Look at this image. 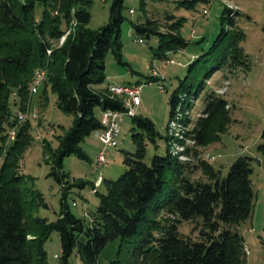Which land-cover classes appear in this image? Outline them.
<instances>
[{
    "label": "trees",
    "instance_id": "trees-1",
    "mask_svg": "<svg viewBox=\"0 0 264 264\" xmlns=\"http://www.w3.org/2000/svg\"><path fill=\"white\" fill-rule=\"evenodd\" d=\"M36 1L43 6L38 18ZM196 1H190V6ZM89 2L0 0V264H49L44 245L52 230H57L60 237V264H69L74 254L80 264H97L98 255L115 240L120 248L117 254L126 248L131 264H246L245 241L237 227L251 215L254 205L250 178L254 157L237 156L226 174L204 157L203 148L219 141L233 121L232 106L222 94L208 90L197 117L192 120L190 114L205 81L227 63V56L230 67L242 62L244 53L239 42L244 34L235 29L238 12L227 5L222 19L229 28L221 29L208 53L233 32L231 42L222 49L220 62L217 60L206 71L195 92L186 80L172 92L164 154L145 160L147 141L156 144L161 136L149 117L136 114L132 117L136 127L131 133L136 148L125 153L124 172L114 179L103 178L100 186L104 191L95 190L98 203L90 213L93 219L77 217L69 210L67 191L84 187L88 181L70 180L62 170L64 157L75 154L86 158L80 142L100 127L101 110L121 109L119 102L106 93V86L100 85L105 79L106 53L111 50L120 60L123 0H109L108 21L97 29L88 27ZM140 5L145 6V0H140ZM71 20L75 22L73 30L58 45ZM182 23L176 19L161 31L154 19L146 17L133 27L135 34L147 38L156 35L155 55L166 58L168 52L187 44L180 33ZM39 68L47 70L43 95L51 90L56 94L55 105L73 115L57 147L46 146L50 173L62 186L54 221L32 214L34 208L47 207V203L40 192L29 190L20 171L23 150L33 140L30 120L23 121L14 139L7 143L16 112L30 100L29 86ZM174 121L176 128L171 126ZM257 149L264 150V144ZM196 168L202 177H191ZM182 221L194 222L198 234L180 232L178 224ZM108 264H120V260L115 258Z\"/></svg>",
    "mask_w": 264,
    "mask_h": 264
},
{
    "label": "rangeland",
    "instance_id": "rangeland-1",
    "mask_svg": "<svg viewBox=\"0 0 264 264\" xmlns=\"http://www.w3.org/2000/svg\"><path fill=\"white\" fill-rule=\"evenodd\" d=\"M190 1L192 0H145V6L142 7L140 0H123L120 60L111 50L106 53L105 79L101 86L111 82L142 84L137 116L149 117L161 136L156 138V144L147 141L145 160L149 161L154 154H164V137L167 134L166 126L170 114L169 98L172 92L181 80L191 84V90L195 92L206 71L217 60L220 62L222 49L230 44L233 32L228 33L210 53L208 51L221 29L229 28L222 19L223 8L227 5L238 12L235 29L244 34L239 42L244 53L242 62L230 67V56H227V63L222 64L205 81L204 88L193 101L190 114L192 120L197 117L208 90L222 94L232 106L233 121L221 133L219 141L203 148V155L222 174L227 173L237 156L246 154L254 157L250 175L255 193L254 205L251 215L240 223L237 231L243 236L249 249L246 264H264V150L257 149L259 144H264V0H197L193 6H190ZM109 4V0H90L89 28L97 29L108 21ZM131 8L134 9L132 13L129 11ZM35 10L38 18L43 10L38 1L35 2ZM146 17L154 19L161 31L168 29V23L181 20L183 23L180 33L187 44L174 52H168L166 58L156 56L157 36L151 35L147 38L134 32L133 23L143 22ZM70 25L71 21L66 29ZM64 27L65 23L62 22V28ZM139 38L144 41L140 42ZM52 44L55 45L56 42L52 41ZM197 57L200 59L196 60ZM170 59L173 61H169ZM194 61V66L188 70ZM153 69L159 71L157 79L152 76ZM42 85L32 96L29 94L30 100L22 109L27 111L30 105V110H36L37 115L30 120L33 140L23 150L20 171L25 176L29 190L40 192L47 203V207L34 208L32 214L54 221L60 209L62 186L50 173L51 164L47 159L46 146L52 149L57 147L58 138L71 126L73 115L63 112L55 105L56 94L51 90L44 96ZM13 109L16 110L17 107L13 106ZM132 127H136L134 118L125 116L118 143L109 148L108 163L105 166L96 167V155L101 142L94 132L80 142L86 158L75 154L64 157L62 170L68 173L69 179L82 178L88 181L84 187H72L66 193L69 210L77 217L93 219L90 213L95 210L98 196L91 191V183L99 172L107 179L117 178L124 172L125 153L133 152L136 148L131 136ZM173 147L180 149L179 146ZM191 177H202L201 170L194 169ZM97 189L104 191L103 186ZM162 216L167 214L163 213ZM178 227L184 234H198L194 222L182 221ZM44 246L48 263L60 264L61 246L57 230H52ZM119 249L117 240L108 243L98 255L97 264H108L115 258L120 260V264H131L130 252L122 248L118 255ZM54 254L58 257H54ZM76 261L81 263L75 254L69 258V264H75Z\"/></svg>",
    "mask_w": 264,
    "mask_h": 264
},
{
    "label": "built area",
    "instance_id": "built-area-1",
    "mask_svg": "<svg viewBox=\"0 0 264 264\" xmlns=\"http://www.w3.org/2000/svg\"><path fill=\"white\" fill-rule=\"evenodd\" d=\"M131 13L134 9L129 10ZM206 10H204L205 12ZM75 26L74 20H71V25L67 27L65 32L57 41L58 45L62 44L65 40L66 36L73 30ZM194 33V30L191 31V34ZM140 42L144 40L142 38L138 39ZM48 53L50 50L47 51ZM173 61V60H169ZM159 75L158 69L152 70V76L157 77ZM47 77L46 68L36 69L33 79L29 86V94L32 96L34 93L38 91L39 86L45 81ZM142 84L141 83H109L106 86V93L109 97L114 98L121 105V109H113V108H104L101 110L99 114L100 127L94 130V135L101 142V146L97 151L96 155V167H102L107 165L108 163V153L109 148L116 146L118 143V136L121 130V124L124 120L125 116L134 117L137 114V107L140 104V94H141ZM27 111L18 110L16 112V123L9 130L7 136V143L14 139L17 127L26 120H31V118H35L37 113L36 110H30V105L27 107ZM175 121L171 123V126L175 127ZM102 174L98 173L97 177L94 180V188L91 189L92 192H95L97 187L101 185L102 182ZM246 253L249 252L247 245L244 247ZM54 257H58L57 254H54ZM75 264H80L79 261H76Z\"/></svg>",
    "mask_w": 264,
    "mask_h": 264
},
{
    "label": "crops",
    "instance_id": "crops-1",
    "mask_svg": "<svg viewBox=\"0 0 264 264\" xmlns=\"http://www.w3.org/2000/svg\"><path fill=\"white\" fill-rule=\"evenodd\" d=\"M111 83H114V82H111ZM107 85H108V84H107ZM107 85H106V86H107ZM100 86H101V85H100Z\"/></svg>",
    "mask_w": 264,
    "mask_h": 264
}]
</instances>
